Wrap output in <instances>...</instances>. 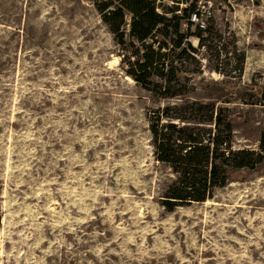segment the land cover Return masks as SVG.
I'll return each instance as SVG.
<instances>
[{
    "label": "rangeland",
    "instance_id": "374dc122",
    "mask_svg": "<svg viewBox=\"0 0 264 264\" xmlns=\"http://www.w3.org/2000/svg\"><path fill=\"white\" fill-rule=\"evenodd\" d=\"M199 1L223 40L198 49L201 74L186 66L185 97L160 99L88 0H0V264H264V163L204 203H159L175 176L154 157L156 110L225 108L236 150L264 132V0Z\"/></svg>",
    "mask_w": 264,
    "mask_h": 264
},
{
    "label": "trees",
    "instance_id": "16d2710c",
    "mask_svg": "<svg viewBox=\"0 0 264 264\" xmlns=\"http://www.w3.org/2000/svg\"><path fill=\"white\" fill-rule=\"evenodd\" d=\"M88 1L125 53L121 62L128 67L126 75L156 98L185 97L189 86L181 77L187 73L186 66L193 65L195 73L201 74L198 49L212 55L218 44L212 48L210 42L223 40L209 23L212 18L205 30L190 21L197 14L199 0ZM193 38L197 48L192 45ZM221 54L216 50L213 58L220 61ZM237 59L240 73L244 57ZM211 69L220 70L218 66ZM227 111L212 102L183 101L158 109L149 117L155 160L175 176L159 202L167 212L212 199L217 189L227 185L233 171L254 170L264 163V132L257 151L234 149Z\"/></svg>",
    "mask_w": 264,
    "mask_h": 264
},
{
    "label": "built area",
    "instance_id": "2783aa9c",
    "mask_svg": "<svg viewBox=\"0 0 264 264\" xmlns=\"http://www.w3.org/2000/svg\"><path fill=\"white\" fill-rule=\"evenodd\" d=\"M212 15V10H211V5L208 4L207 7L202 6L200 7L198 5V10L197 14H193L191 16L190 21L198 26L201 30H205L207 26V21L211 18Z\"/></svg>",
    "mask_w": 264,
    "mask_h": 264
}]
</instances>
